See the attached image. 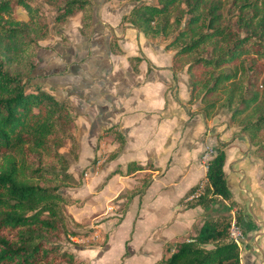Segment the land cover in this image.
Here are the masks:
<instances>
[{
	"label": "trees",
	"instance_id": "16d2710c",
	"mask_svg": "<svg viewBox=\"0 0 264 264\" xmlns=\"http://www.w3.org/2000/svg\"><path fill=\"white\" fill-rule=\"evenodd\" d=\"M44 1L54 7L52 25L58 37L65 40L59 27L75 13H79V33L90 36L92 0ZM134 1L137 3L121 16V21L146 38L163 43L166 50L173 49L172 69H185L187 74L189 96L185 104L198 100L196 111L188 109V115L197 113L208 120L217 109L228 110L231 121L239 118L240 130L254 143L253 152L264 169V90L259 88L261 69L255 62L257 57L264 58V0H241L236 5L235 30L221 0ZM42 6L40 0H0V264L72 261L73 254L60 252L51 239L79 234L66 226L65 206L76 199L60 190L80 184L68 171L79 151L74 109L67 99H58L40 85L29 84L38 42L49 33ZM16 8L25 13L26 20L16 18ZM109 48L121 52L114 36L110 37ZM203 51L208 53L203 55ZM246 55L258 67L245 76ZM128 60L136 69L142 58ZM101 135H110L117 142L115 151L108 155L114 158L124 137L114 127L104 129ZM228 144L216 142L214 154L205 162L202 191L184 206L205 208L221 200L228 211L216 218L202 217L195 235L177 242L157 264H240L239 246L230 236L229 223L230 217L238 222L243 216L222 169ZM95 161L93 157L91 163ZM150 166L128 161L123 170L116 166L104 181L114 174L125 176ZM146 185L147 180H140L123 197L122 213L133 196L142 195ZM197 187L189 188L180 200Z\"/></svg>",
	"mask_w": 264,
	"mask_h": 264
},
{
	"label": "crops",
	"instance_id": "0c3cea01",
	"mask_svg": "<svg viewBox=\"0 0 264 264\" xmlns=\"http://www.w3.org/2000/svg\"><path fill=\"white\" fill-rule=\"evenodd\" d=\"M119 1H97L101 19L98 22L91 19L88 38L78 31L79 17L73 31L69 29L70 19L79 13L69 17L63 25L65 40L49 43L46 41L49 35L40 40L34 61L39 74L44 76L34 84L58 99H67L73 106L78 152L88 143L99 166L101 159L94 153H110L118 145L112 137L101 135L102 131L114 127L124 137L121 150L105 163L103 180L93 195L98 196L116 181L114 191L103 198L113 199L146 176L142 195L133 196L119 222L108 229L101 263L106 264V253L114 239L117 238L121 249L127 230L124 255L119 257L118 264H157L172 252L177 242L195 235L205 217L202 216L205 208L184 207V201L192 194L180 198L203 178L205 162L211 157L201 159V155L213 149L219 140L231 141L224 150V179L232 199L243 204L246 211L241 226H237L240 231L243 229L244 237V244L238 245L239 262L264 264V171L259 160L245 142L232 141L229 130L221 129L222 125L212 131L199 114L188 115L185 101L189 90L184 69L176 72L172 69V51L166 50L163 43L146 38L121 21L131 6L127 9L124 5L130 2ZM111 36L120 53L110 50ZM138 56L142 60L132 69L128 58ZM132 160L151 166L125 176L114 174L104 181L116 166L123 170ZM134 203L136 208L128 229L127 219ZM152 213L158 214L153 225ZM133 247L137 253L131 250ZM115 252L118 255V248Z\"/></svg>",
	"mask_w": 264,
	"mask_h": 264
},
{
	"label": "rangeland",
	"instance_id": "374dc122",
	"mask_svg": "<svg viewBox=\"0 0 264 264\" xmlns=\"http://www.w3.org/2000/svg\"><path fill=\"white\" fill-rule=\"evenodd\" d=\"M40 1L43 5L42 8L44 10L46 22L49 28L48 30L49 38L46 41H49V43L53 42L55 44L58 43L59 41L61 42L62 38L58 37L55 34L53 25H52V16H53L52 11L54 9L53 5L46 3L44 0H40ZM97 1H100V0H95V3H93V6L91 7L92 9L91 19H93L96 22H98V20L101 19L98 13L97 6H96ZM124 1H128V3L130 2L129 4L124 5V7L127 9L133 4H135V2L137 3V1H134V0L132 1L124 0ZM146 1H149V0H146ZM150 1H153V0H150ZM221 1L223 2V8L228 9L226 16L228 17V20L231 23L232 29L235 30V26H232V25H234L233 21L235 19V14L237 13L236 5L240 3L241 0H221ZM15 14H16L17 19L26 20V15L21 9L16 8ZM78 17H79V14H76L69 21V29H71V32L74 29V26L76 24ZM59 32L64 36L65 32L63 30V26L59 27ZM242 34L243 32L240 31L239 35H242ZM43 48H46V47H43ZM171 51L173 52V49ZM206 53H208V51H203V55H206ZM35 60H36V54L34 56V61ZM255 60H256L255 62L258 64L259 68L261 69V76H260L259 83H261L262 86L259 88L260 89L262 88L264 90V58L257 57ZM257 67L254 64L252 65L251 61L249 60V55H246L244 58V63H243V71L245 73V76L248 75L253 69ZM42 78H44V76L39 74L38 69L36 68V64H35V68L31 72V79L29 78V84L38 83V81H40ZM197 105H198V100L196 98L192 100L190 103H186V106L189 109H191L193 112L196 111ZM238 119L239 118H235L233 121H231L229 119V111L224 108H221V109H217V112L211 118L207 120V124H208V128L211 127L212 131L216 130L217 129L216 127H218V125H222L223 128L221 129L229 130V133L231 136L230 139L232 141L240 140L242 142H245L247 145V149H249L251 154L259 160L260 165L262 167L261 160L253 152L254 143L250 142L248 135L245 132L240 130L241 126L238 123ZM107 137H111V136L107 135ZM228 142L230 143L231 141H228ZM92 149H90V145L85 142L84 148L81 149L80 152H78L79 157L76 163L77 165L75 164L76 161H74L70 163V166L68 168V171L71 173L72 177L76 180H79L80 184L77 187H71V188L65 187V188L60 189L61 193L64 196L70 199H76L72 204L65 206V211L67 214L66 226L68 229L74 230L75 232L79 233L78 235H75V236L60 235L58 238L51 239V243H54L60 252L69 251L75 257L72 261L63 260L60 262L61 264H102L100 261L101 259L100 257L102 255L101 249H102L103 243L106 240L108 229H110L113 225L117 223L118 218H120V215L122 214L120 209L124 207L123 197L132 191V188H130V189H127L126 193L124 190L122 192V196L118 195L114 197L113 199L104 200L107 198V196H109L114 191L115 187L117 186L116 181H112L107 187H105L100 192L98 196L93 195L96 191L95 187H97L98 183L103 178L102 173L104 172L103 169L105 168V163L110 159L108 155H110L112 152L110 153L109 152L108 153L107 152L106 153L105 152H98V153L95 152L94 155H98L99 159H101L99 162V166H98L96 161L94 163L90 162L93 157L92 151H94ZM211 151H213L212 154H214V148L211 149ZM62 153L68 160H70V156L66 152V150H62ZM104 155L107 156V158H105ZM88 164L89 166L95 167L94 170H90L91 167H89ZM262 170L264 171V169ZM143 178L145 179L146 176H144ZM84 183H86V185L83 187ZM204 183H205L204 178L199 180V182L197 183L198 190H195L192 193L193 197L184 201V204L196 198V195L202 191ZM234 193H235V190H234ZM219 201L221 200H215L210 204V206L208 205L207 207H205V210H203L202 212L203 214L202 216H205L206 218L209 219V218H216L219 215H223L224 213H226L228 211L227 209H229L228 205L224 202H219ZM221 205H224V206L222 207ZM240 206H241V214L243 215L244 213H246L245 206L243 204H240ZM135 208H136V204L134 203L133 206L130 208L129 216L127 219L128 229H129V223H131ZM230 210H229V213H230L229 215L231 216L232 212ZM232 211L234 212V209H232ZM157 215H158L157 213L150 214V217L154 219L152 225L156 223L155 218L157 217ZM225 217L228 218L227 216ZM99 223H102V224L99 225ZM239 225L241 226L240 221L234 222L233 218L230 217L229 232L231 231L236 232L237 229H239L238 228ZM88 231H90L89 234H88ZM81 234H84V235H81ZM128 235H129V230H127L123 234L124 237L121 242V249H120L119 243H117V238L112 241V243L110 244L109 253H106L107 262L104 261V263L118 264V262H120L119 257L124 255L123 242L128 237ZM234 235H236V233ZM235 237H237L238 245L239 244L241 245L242 243L244 244L243 229L240 231V235H236ZM117 248H118V253H117L118 255H116V252H115ZM131 250L137 253V248L133 247ZM115 255H116V258H113L115 257Z\"/></svg>",
	"mask_w": 264,
	"mask_h": 264
},
{
	"label": "built area",
	"instance_id": "2783aa9c",
	"mask_svg": "<svg viewBox=\"0 0 264 264\" xmlns=\"http://www.w3.org/2000/svg\"><path fill=\"white\" fill-rule=\"evenodd\" d=\"M213 151H211L210 149L209 150H207V151H205L204 153H202V155H201V159H205V158H208V157H211L213 154ZM195 190H198L197 188L195 189ZM198 195V194H197ZM196 195V196H197ZM191 197H193V194L191 195ZM237 229V228H236ZM230 233V235L232 236L231 238L233 239V240H235L236 241V243H238V240H237V237H235L236 235H240V231H239V229H237V231L236 232H233V231H231V232H229ZM236 233V235H234Z\"/></svg>",
	"mask_w": 264,
	"mask_h": 264
},
{
	"label": "water",
	"instance_id": "95a60500",
	"mask_svg": "<svg viewBox=\"0 0 264 264\" xmlns=\"http://www.w3.org/2000/svg\"><path fill=\"white\" fill-rule=\"evenodd\" d=\"M241 139H243V138H241Z\"/></svg>",
	"mask_w": 264,
	"mask_h": 264
}]
</instances>
